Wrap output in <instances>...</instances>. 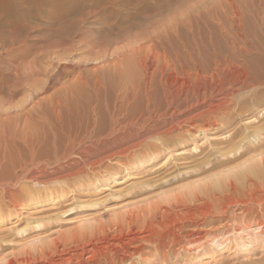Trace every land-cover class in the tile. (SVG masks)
<instances>
[{"label":"rangeland","instance_id":"374dc122","mask_svg":"<svg viewBox=\"0 0 264 264\" xmlns=\"http://www.w3.org/2000/svg\"><path fill=\"white\" fill-rule=\"evenodd\" d=\"M208 1L0 0V111L29 108L42 97H53L54 104L65 102L68 96L63 89L77 88L78 71L97 66L94 57L104 52L101 49L108 46L106 55L112 59L115 51L137 44V24L145 26L154 17L169 24L174 16L180 19L202 13ZM242 1L240 8L250 29L257 30L256 23L264 32V0ZM141 82L136 73L134 83ZM81 92L76 91L77 97L71 101L81 134L84 126L96 119L101 137L109 138L114 106L123 93L112 94L110 90L98 94L91 85ZM152 94L151 109L162 112L166 108L163 91ZM50 108L47 101L43 109L50 112ZM197 113L184 109L174 123ZM124 115L120 118L127 126L131 121L138 124L131 134L125 132L124 146L114 151L111 159H103L100 168L63 182L67 188L63 197H51L48 204L39 207L40 200L53 193L47 196L32 190L30 195L19 194L12 202L25 204L21 214H11L10 203L0 199V209L5 212L0 217V264H58L63 252L80 249L91 239L99 247L100 240L119 228L139 233L154 229L165 234L167 244L162 251L156 243L146 244L144 253L132 259V264H264V247H260L264 246V145L230 154L234 144L264 125V112L252 113L228 127H222L227 121L223 119L217 131L179 130L161 137L143 130L142 112ZM254 116L258 119L246 124ZM231 132L237 133L234 140L216 139ZM182 134L185 136L180 139ZM219 151L228 153L219 156ZM151 158L155 163L143 168ZM73 188L76 195L68 193ZM203 206L209 208L206 216L188 218L189 209ZM261 223L263 228L258 227ZM195 226L202 229L205 239L186 242L185 236ZM246 227L258 229L244 235L236 232ZM105 229L110 230L109 235H104ZM211 236L216 237L214 246L207 242ZM244 244H252V248ZM222 248L225 253L219 255Z\"/></svg>","mask_w":264,"mask_h":264},{"label":"bare ground","instance_id":"6f19581e","mask_svg":"<svg viewBox=\"0 0 264 264\" xmlns=\"http://www.w3.org/2000/svg\"><path fill=\"white\" fill-rule=\"evenodd\" d=\"M242 3L246 2L243 0ZM204 5L203 17H200V12L187 14L180 19L174 16L169 24H165L161 18L149 17L145 26L137 24L138 32L134 38L137 44L115 51L112 54L115 58L109 59V55H106L108 46L98 48L104 51L94 57L98 65L93 69L86 67L78 71L76 89L63 87L68 96L65 102L54 104L53 97H42L34 100L29 108L14 112L0 111V170L2 167L6 169L0 171V199L10 203L8 209L11 214H21L25 206L20 201L18 204L12 202L19 194L30 195L32 190L47 196L53 193L48 196L49 199L40 200L38 206L42 207L52 200L51 197H63L67 189L63 182L68 183L88 170L100 168L98 165L103 159L114 157V151L126 143L125 132L131 134L134 125H138L131 121L127 126L122 121L126 113L132 116L136 111L142 112L143 130L157 132L161 137L170 136L179 130L184 133H189L191 129H197L198 132L217 131L216 127L221 125L223 119L227 121L222 127H228L252 113L264 112V32L261 25L254 23L257 30L250 29L239 0H210ZM225 9L229 12L221 14L220 11ZM136 73L142 80L137 86L134 83ZM110 80L115 83H110ZM81 85H87L85 88L91 85L98 94L110 90L111 93H123L114 106L116 114H112L113 128L109 138L101 137L100 131L96 129V119L88 122L81 134L82 128L71 104L72 99L77 97L76 91H84ZM159 89L166 99V108L162 112L151 109L152 92L156 93ZM106 94L111 95L110 92ZM47 101L51 106L50 112L43 109ZM184 109H194L198 113L184 122L176 120L174 123ZM257 119L258 116H254L245 122L253 123ZM198 121L204 124L199 125L196 123ZM183 125L186 127L183 128ZM184 136L182 134L179 138ZM236 137L237 133L231 132L228 136L216 139L234 140ZM263 145L264 125L234 144L230 154L244 148L256 150ZM226 152L219 151L217 155L222 156ZM153 163L155 160L151 158L143 168L151 167ZM118 177L115 175V178ZM25 183L30 185L25 186ZM68 191L76 195L77 189ZM3 213L0 209V217ZM208 213L209 208L203 206L189 209L187 215L193 219ZM258 227L263 228L262 223ZM123 229L113 230V235L104 241L99 239V247L91 239L83 242L80 249L63 252L57 263L132 264V259L144 253L146 244L156 243L159 249L167 244L163 239L165 234H158L154 229L143 233L132 228H129V232ZM257 229L246 227L236 232L244 235ZM201 230L195 226L185 236V241L204 240ZM108 231L105 229L104 235H109ZM207 242L214 246L216 237L207 238ZM244 245L252 248V244ZM109 246L112 249L108 250ZM224 253L222 248L219 255Z\"/></svg>","mask_w":264,"mask_h":264}]
</instances>
